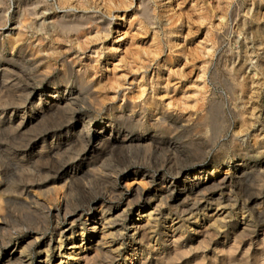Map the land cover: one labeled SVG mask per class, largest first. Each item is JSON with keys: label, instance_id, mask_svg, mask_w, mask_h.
<instances>
[{"label": "bare ground", "instance_id": "6f19581e", "mask_svg": "<svg viewBox=\"0 0 264 264\" xmlns=\"http://www.w3.org/2000/svg\"><path fill=\"white\" fill-rule=\"evenodd\" d=\"M42 2L22 5V27L36 23ZM260 2L255 0V6ZM8 3L0 0L1 25L8 20ZM241 8L239 1L226 13L237 19ZM260 13L259 8L256 22L249 23L257 39L264 37ZM97 21L92 16L59 17L55 25L64 33L81 32ZM229 33L221 44L227 43ZM34 41L23 30L8 39L0 37V191L9 187L10 177L26 171L48 172L47 183L38 185L48 186V192H58L59 187L71 192L81 179L90 178L80 184L86 196L80 232L76 233L78 212L60 206L58 213L65 210L69 224L60 227L57 236L37 237L32 243L41 255L39 264H90L94 257H102L99 264H177L186 254L194 264H264V137L256 132L241 139L232 129L246 111H256L257 122H264V99L252 108L246 106L251 98L249 82L241 78L246 62L228 69L218 59L213 69L214 96L196 123L200 126L196 140L203 151L216 156L181 163L188 154L176 137L189 127L179 115L164 111L160 104L147 113L149 108L130 102H107L89 74L76 71L75 59L54 57L65 70H58L55 62L42 70ZM11 48L15 51L9 53ZM260 72L264 74V63ZM241 92L246 111L238 109ZM244 120L249 129L250 118ZM39 123L45 126L30 135ZM136 149L146 152L123 168L109 169L100 163L117 151L127 154ZM164 150L169 154L162 156ZM124 178L128 181L122 187ZM90 181L106 187L94 192ZM31 186L22 182L15 192L26 198L24 202L46 207ZM172 201L177 202V215L163 210ZM62 203L66 204L65 196ZM135 203L139 205L133 222H137L129 226ZM141 218L146 222L139 223ZM109 235V249L100 248ZM24 242L17 240L8 252L0 242V264H31L22 256L30 250ZM93 247L96 255L90 257Z\"/></svg>", "mask_w": 264, "mask_h": 264}, {"label": "rangeland", "instance_id": "374dc122", "mask_svg": "<svg viewBox=\"0 0 264 264\" xmlns=\"http://www.w3.org/2000/svg\"><path fill=\"white\" fill-rule=\"evenodd\" d=\"M8 1V20L6 24H0V37L11 38L20 30L34 37L33 46L39 58H42V70H46L50 62H55L58 70H65L64 64L54 60V57L75 59L76 71L89 74L107 102H130L138 108H149L147 113L160 104L164 111L179 115L189 127L187 132L184 130V135L176 137L188 154V158L180 160L181 163L209 160L216 156L214 152L203 151V146L196 140L200 128L196 123L211 107L215 91L212 73L218 59H223L228 69H233L241 61L246 62L241 78L246 77L249 82L248 97L251 98L247 107L257 106L258 99H264V74L260 72L264 63V37L255 38V27L249 26V23L256 22L255 14L260 8L262 20L259 23L264 27V0L258 7L255 0H41L43 2L35 16L36 23L23 27L20 23L22 5L29 0ZM239 1L242 3L241 14L237 19H232L226 10L229 7L231 12ZM78 16H92L99 21L87 24L81 32L64 33L57 29L55 22L59 17ZM228 30V41L221 44V38ZM7 51L12 53L15 50L11 48ZM239 96L238 109L246 111L243 93H239ZM247 116L251 120L249 129L244 126ZM257 119L256 111H246L233 123L232 129L241 139L251 137L256 132H262L264 137V122H257ZM44 126V123H39L37 129L29 134L39 132ZM189 137H193L196 143H190ZM145 152L144 149H136L128 151L127 155L117 151L110 159L103 158L100 163L105 168L120 169L130 160H140ZM167 154V150L161 152L162 156ZM27 172L10 177L9 187L0 191V242H5L2 249L8 252L12 251L17 240L23 239L30 250L22 256L31 264H39L41 255L36 253L32 243L36 242L37 237L44 240L57 236V230L69 224L65 219V210L59 215L60 206H66L70 213L78 212L76 233L80 232L86 214H82L86 196L80 184H83L82 181L89 182L90 178L81 179L71 192L64 187H59L58 192H48V186H38L47 183L48 172ZM127 181L124 178L121 186H125ZM22 182L32 185L31 190L36 192L46 207L24 202L26 198L18 196L15 191ZM90 182L96 188L94 192L105 186ZM142 182L148 188H153L149 182ZM237 190L243 191L240 186ZM63 196L66 199L64 205ZM138 205H131L133 210L127 219L129 226L137 222L133 221ZM177 208V202L172 201L163 210H171L173 215H177ZM145 222L144 218L139 219V223ZM111 226L108 228L113 230ZM111 239L110 235L105 237L103 241L107 242L100 244V248L109 249L111 242L108 241ZM95 249L91 248L90 257L96 255ZM101 261L102 257H94L89 263L99 264ZM175 262L194 264L189 254Z\"/></svg>", "mask_w": 264, "mask_h": 264}]
</instances>
